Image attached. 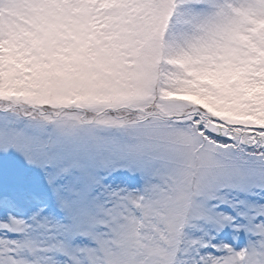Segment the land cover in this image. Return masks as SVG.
<instances>
[{
  "label": "snow or ice",
  "instance_id": "1",
  "mask_svg": "<svg viewBox=\"0 0 264 264\" xmlns=\"http://www.w3.org/2000/svg\"><path fill=\"white\" fill-rule=\"evenodd\" d=\"M0 264H264V0H0Z\"/></svg>",
  "mask_w": 264,
  "mask_h": 264
}]
</instances>
